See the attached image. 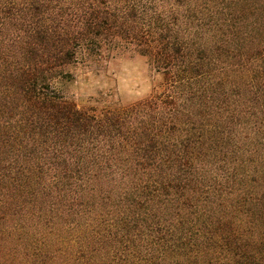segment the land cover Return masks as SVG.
<instances>
[{
  "label": "trees",
  "instance_id": "trees-1",
  "mask_svg": "<svg viewBox=\"0 0 264 264\" xmlns=\"http://www.w3.org/2000/svg\"><path fill=\"white\" fill-rule=\"evenodd\" d=\"M126 50L149 96L57 88ZM0 264H264V0H0Z\"/></svg>",
  "mask_w": 264,
  "mask_h": 264
},
{
  "label": "rangeland",
  "instance_id": "rangeland-1",
  "mask_svg": "<svg viewBox=\"0 0 264 264\" xmlns=\"http://www.w3.org/2000/svg\"><path fill=\"white\" fill-rule=\"evenodd\" d=\"M65 69L57 88L81 108L129 104L152 94L160 81L145 57L130 50L79 56Z\"/></svg>",
  "mask_w": 264,
  "mask_h": 264
}]
</instances>
